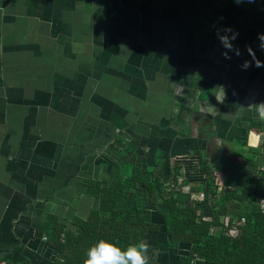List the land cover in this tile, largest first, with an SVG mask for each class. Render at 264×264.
<instances>
[{"label": "crops", "instance_id": "obj_1", "mask_svg": "<svg viewBox=\"0 0 264 264\" xmlns=\"http://www.w3.org/2000/svg\"><path fill=\"white\" fill-rule=\"evenodd\" d=\"M225 27L239 55L220 43ZM258 33L264 0H0V260L73 264L47 232L76 234L97 202L86 180L125 145L139 167L169 159L193 182L204 132L237 147L241 121L258 116L248 106L264 101V67H240L249 49L264 62ZM262 139L250 130L247 145ZM142 240L151 264L185 253L160 229Z\"/></svg>", "mask_w": 264, "mask_h": 264}, {"label": "trees", "instance_id": "obj_2", "mask_svg": "<svg viewBox=\"0 0 264 264\" xmlns=\"http://www.w3.org/2000/svg\"><path fill=\"white\" fill-rule=\"evenodd\" d=\"M202 124L199 132L208 126ZM240 124L234 148L204 132L206 145L188 153L195 157L197 176L185 189L181 163L165 159L139 167L133 146L125 145L106 163L104 175L86 180L85 194L97 202L85 219L75 221L76 234H60L54 225L47 238L73 264H83L85 249L97 239L124 247L159 229L167 248L184 249L179 264H194L196 258L208 264H264V210L258 203L264 195V120L253 116ZM250 130L263 135L261 146L247 145ZM60 236L63 243L57 245Z\"/></svg>", "mask_w": 264, "mask_h": 264}, {"label": "clouds", "instance_id": "obj_3", "mask_svg": "<svg viewBox=\"0 0 264 264\" xmlns=\"http://www.w3.org/2000/svg\"><path fill=\"white\" fill-rule=\"evenodd\" d=\"M233 2L241 4L255 2V0H233ZM223 32L225 34L231 32V40L227 44L224 40H220V43L227 47L229 51H235V54L239 55V51L233 49L231 42L237 37L238 33L233 31L231 27H225ZM216 34L219 38L221 31L217 29ZM257 39L259 42L258 47L264 50V33H258ZM249 55L253 57L252 62L243 61L240 65L241 70L246 71L250 67H264V62L256 59L255 53L251 49H249ZM225 58H230L227 53H225ZM248 108L255 111L260 120H264V101L252 103ZM149 251V245L143 240L120 247L113 242L100 238L85 249L83 264H151V259L158 253L153 251L152 256H150Z\"/></svg>", "mask_w": 264, "mask_h": 264}, {"label": "built area", "instance_id": "obj_4", "mask_svg": "<svg viewBox=\"0 0 264 264\" xmlns=\"http://www.w3.org/2000/svg\"><path fill=\"white\" fill-rule=\"evenodd\" d=\"M258 203H259L260 208L264 210V195L259 198ZM0 264H7V263L4 260H0Z\"/></svg>", "mask_w": 264, "mask_h": 264}, {"label": "rangeland", "instance_id": "obj_5", "mask_svg": "<svg viewBox=\"0 0 264 264\" xmlns=\"http://www.w3.org/2000/svg\"><path fill=\"white\" fill-rule=\"evenodd\" d=\"M191 182H192L191 180L187 181V183H186L185 186H184V189L187 188L188 185H190ZM153 216H154V215H153Z\"/></svg>", "mask_w": 264, "mask_h": 264}]
</instances>
